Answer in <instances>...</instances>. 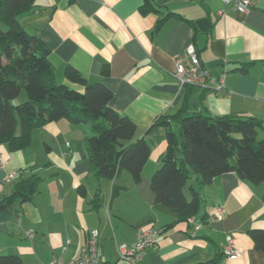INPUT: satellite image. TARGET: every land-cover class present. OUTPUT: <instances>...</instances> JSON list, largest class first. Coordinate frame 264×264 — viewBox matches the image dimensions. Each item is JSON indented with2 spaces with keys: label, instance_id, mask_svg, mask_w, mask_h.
I'll return each mask as SVG.
<instances>
[{
  "label": "crops",
  "instance_id": "0c3cea01",
  "mask_svg": "<svg viewBox=\"0 0 264 264\" xmlns=\"http://www.w3.org/2000/svg\"><path fill=\"white\" fill-rule=\"evenodd\" d=\"M35 1L20 22L49 47L56 80L82 91L66 77L72 66L89 82L104 83L114 94L110 105L135 123L151 154L136 183L122 167L113 179L97 176L87 163L89 127L66 119L33 129L24 149L0 144V201L23 178L41 177L31 199L0 211V255H19L22 264L77 259L98 229V264H263L250 231L264 229V182L232 171L204 185L193 174L184 193L191 200L197 192L199 208L188 223L177 208L156 202L151 178L167 151L166 127L152 124L185 107L186 95L190 113L264 124V0L247 12L222 0H152L156 10L148 13L144 0ZM189 44L211 72L205 88L182 87L174 74L176 59L190 60ZM218 207L221 217L214 216ZM151 227L162 229L155 243L137 259L123 258L120 247ZM229 236L236 256L225 254Z\"/></svg>",
  "mask_w": 264,
  "mask_h": 264
},
{
  "label": "trees",
  "instance_id": "16d2710c",
  "mask_svg": "<svg viewBox=\"0 0 264 264\" xmlns=\"http://www.w3.org/2000/svg\"><path fill=\"white\" fill-rule=\"evenodd\" d=\"M36 6L35 0H0V144L11 150L24 149L31 142L33 129L66 119L89 127L87 163L97 176L113 179L122 167L134 182H140L151 154L150 144L136 136V125L129 117L112 108L114 94L104 83L89 82L72 66L66 68V77L82 85V91L56 80L49 47L20 22L21 15ZM141 10L148 13L156 8L152 0H144ZM103 74H108L107 68ZM23 89L27 99L15 103ZM188 96L185 107L152 124L166 127L167 151L151 185L157 203L177 208L179 220L190 223L198 212L199 196L195 192L189 200L184 187L193 174L204 185L232 171L253 183L264 182V137L258 138L264 124L248 116L190 113ZM174 121L178 128L173 127ZM40 179L32 174L19 181L0 201V211L17 200L31 199ZM250 235L256 248L264 250V229H252ZM0 264H22V259L16 254L0 255Z\"/></svg>",
  "mask_w": 264,
  "mask_h": 264
},
{
  "label": "built area",
  "instance_id": "2783aa9c",
  "mask_svg": "<svg viewBox=\"0 0 264 264\" xmlns=\"http://www.w3.org/2000/svg\"><path fill=\"white\" fill-rule=\"evenodd\" d=\"M225 4L231 5L235 10L239 12H247L254 5L256 0H222ZM187 55L190 58L187 61L184 58L176 59L175 76L179 81V84L184 87L186 85H193L197 88H205L208 86V80L212 78L211 72L204 67L201 58L193 44H189L186 48ZM219 88L225 86L224 80L220 79ZM1 160V156H0ZM2 162V161H1ZM2 167L5 165L2 162ZM15 176V172L9 173V177ZM223 209L218 207L214 216L221 217ZM190 221H193L192 218ZM195 229H199L201 225H194ZM161 228L151 227L145 231L139 233L137 240L130 245H123L120 247L121 255L127 259H137L146 250V248L155 243L157 237L161 234ZM29 236H32V231L28 232ZM228 243L225 247L226 255L236 256L240 252L232 245L233 239L231 236L227 238ZM100 232L98 229L90 231L87 242L81 248L80 257L71 260H62L61 258H55L48 264H98L100 261Z\"/></svg>",
  "mask_w": 264,
  "mask_h": 264
},
{
  "label": "rangeland",
  "instance_id": "374dc122",
  "mask_svg": "<svg viewBox=\"0 0 264 264\" xmlns=\"http://www.w3.org/2000/svg\"><path fill=\"white\" fill-rule=\"evenodd\" d=\"M26 99H27V92H26L25 89H23V90H22V93H21V95H20V97L17 98L14 102H15V103H20V102L25 101ZM263 137H264V136H262L261 134L258 135V138H259V139H261V138H263Z\"/></svg>",
  "mask_w": 264,
  "mask_h": 264
}]
</instances>
